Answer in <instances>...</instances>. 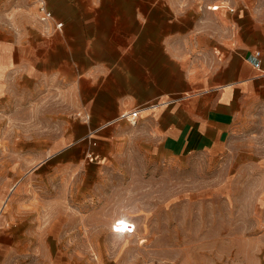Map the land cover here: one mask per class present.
Here are the masks:
<instances>
[{"label": "rangeland", "instance_id": "374dc122", "mask_svg": "<svg viewBox=\"0 0 264 264\" xmlns=\"http://www.w3.org/2000/svg\"><path fill=\"white\" fill-rule=\"evenodd\" d=\"M163 1L196 23L189 67L222 61L206 52L223 36L262 40L264 0ZM16 16L0 5V43L38 45L40 61L13 52L0 69V264H264L262 103L214 155L169 157L139 116L101 139L95 69H80L77 49L68 60L37 7Z\"/></svg>", "mask_w": 264, "mask_h": 264}, {"label": "crops", "instance_id": "0c3cea01", "mask_svg": "<svg viewBox=\"0 0 264 264\" xmlns=\"http://www.w3.org/2000/svg\"><path fill=\"white\" fill-rule=\"evenodd\" d=\"M44 2L53 22L62 24L57 32L68 60L77 49L80 69L97 72L99 82L90 84L97 97L91 100L96 103L91 115L101 139L114 136L123 113L139 110V118L169 157L190 152L214 155L226 149L256 103L264 108V28L256 29L262 36L257 43L244 42L241 30L235 48L228 46L226 36L222 46L209 44L206 53L219 48L225 58L200 70L195 64L189 67L184 57L200 50L196 23L193 17L177 15L166 1ZM34 3L0 0L16 13L19 24L36 11ZM252 47L257 49L248 51ZM38 48L13 49L1 42L0 69L13 52L19 64H38ZM255 51L260 53L259 69L247 60Z\"/></svg>", "mask_w": 264, "mask_h": 264}, {"label": "built area", "instance_id": "2783aa9c", "mask_svg": "<svg viewBox=\"0 0 264 264\" xmlns=\"http://www.w3.org/2000/svg\"><path fill=\"white\" fill-rule=\"evenodd\" d=\"M34 5L37 7V14H38V19L40 22L45 23V24L53 23V27L55 28V30L61 29L62 24L53 22V16L51 12L47 9V6L44 0H35ZM214 7H217V6H214ZM259 57H260V53L258 51H255L249 54L247 57V60L253 65L255 69H259L260 67ZM138 114H139V110L132 111V112H125L121 115V118L126 119V121L128 122L134 123ZM115 227L116 226H112L113 230H115ZM127 228H128L127 233L132 232L133 227L131 225H128Z\"/></svg>", "mask_w": 264, "mask_h": 264}, {"label": "bare ground", "instance_id": "6f19581e", "mask_svg": "<svg viewBox=\"0 0 264 264\" xmlns=\"http://www.w3.org/2000/svg\"><path fill=\"white\" fill-rule=\"evenodd\" d=\"M217 9V7H210V10H215Z\"/></svg>", "mask_w": 264, "mask_h": 264}]
</instances>
